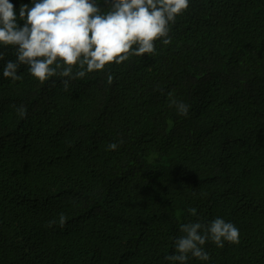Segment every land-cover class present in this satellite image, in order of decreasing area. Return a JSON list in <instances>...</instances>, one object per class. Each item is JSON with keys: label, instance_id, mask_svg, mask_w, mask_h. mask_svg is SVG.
<instances>
[{"label": "trees", "instance_id": "1", "mask_svg": "<svg viewBox=\"0 0 264 264\" xmlns=\"http://www.w3.org/2000/svg\"><path fill=\"white\" fill-rule=\"evenodd\" d=\"M170 36L67 88L4 77L6 49L0 264H178L180 224L218 216L240 243L187 264H264V0H192Z\"/></svg>", "mask_w": 264, "mask_h": 264}, {"label": "clouds", "instance_id": "2", "mask_svg": "<svg viewBox=\"0 0 264 264\" xmlns=\"http://www.w3.org/2000/svg\"><path fill=\"white\" fill-rule=\"evenodd\" d=\"M30 0L17 9L12 0H0V61L11 47L14 60H6L2 75L12 82L23 79L18 70L28 72L43 83L53 76L70 81L101 71L112 63L156 52V41L171 42V28L192 0ZM22 22V23H21ZM74 68L76 71L74 72ZM108 79H113L111 73ZM182 116L190 105L173 99ZM26 115V109H19ZM118 142L107 145L117 150ZM195 215L196 209H191ZM181 235L174 239L175 251L164 259L187 264L191 258L210 261L205 245L211 241L223 248L225 242L240 243V229L223 217L207 223L200 219L182 223Z\"/></svg>", "mask_w": 264, "mask_h": 264}]
</instances>
